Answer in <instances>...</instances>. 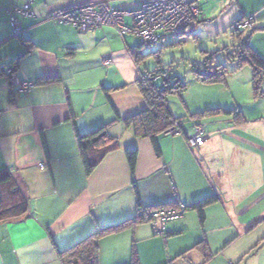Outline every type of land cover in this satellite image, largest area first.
Wrapping results in <instances>:
<instances>
[{"label": "crops", "instance_id": "crops-1", "mask_svg": "<svg viewBox=\"0 0 264 264\" xmlns=\"http://www.w3.org/2000/svg\"><path fill=\"white\" fill-rule=\"evenodd\" d=\"M23 2L0 0V69L13 64L19 80L59 81L15 94L0 74V172L9 174L28 208L24 218L0 222V264H61L58 252L135 219L140 207L188 206L211 195L218 200L205 208L202 234L194 233L178 255L167 248L151 251L147 259L140 256L144 241L167 242L144 222L101 237L98 264H130L133 250L139 264H176L187 258L189 264H202L197 251H186L202 239L222 257L221 264H264V108L242 114L240 124L205 120L199 153L188 145L194 133L186 132L159 135L155 150L123 121L146 108L138 87L144 72L130 54L137 46L132 34L121 36L110 26L79 32L45 19L59 8L98 2L114 11L132 10L140 0H32V16H17L21 33L15 35L9 20ZM197 4L200 21L189 30L208 37L218 38L231 31L235 20L252 16L249 45L264 59V29L255 30L264 27V0ZM103 125L117 149L86 175L76 137ZM129 149L137 150L132 172L124 153ZM190 211L166 232L185 231L186 221L195 220L196 212ZM217 233L221 240L228 233L232 237L219 245ZM213 258L207 264H214Z\"/></svg>", "mask_w": 264, "mask_h": 264}, {"label": "rangeland", "instance_id": "rangeland-1", "mask_svg": "<svg viewBox=\"0 0 264 264\" xmlns=\"http://www.w3.org/2000/svg\"><path fill=\"white\" fill-rule=\"evenodd\" d=\"M196 1L200 5L202 0ZM141 2L142 0H140V4ZM104 4L107 5L106 2ZM139 8L140 5L136 9L123 10L122 16L133 15L130 12L137 11ZM194 8L193 13H190L192 19L189 21V25L185 26L183 30L175 35L166 34V30L161 31V28H159L161 36L156 39L155 43L150 44V47L142 39L139 42L140 40L134 36L131 37V43H141V50L145 54V57L139 61V66L145 74L148 72L158 73L161 77L156 78L155 82L159 86L162 85L163 79L168 80L169 83H173L178 78L184 83V92L179 96L170 95L166 101L173 115L179 119L183 130H185L188 136L194 133L197 125H203L207 119L214 121L215 118H222V120L229 119L235 122L236 119L241 117L239 116L241 114L251 113L257 107L260 110L261 107L264 108V100L261 93L254 95L250 66L246 64L239 65L229 58V55L237 50V42L233 37V32L237 30L243 36H246L252 31L253 17L244 16L241 19L235 20L231 31L220 35L218 38L208 37L207 33L202 30H196L194 33L189 30L191 27L197 26L200 21V10L198 7ZM249 17H251V21L247 20ZM171 19L172 17L169 18V21ZM135 26L138 29L136 23ZM94 30L85 32H92ZM144 38L146 39V37ZM218 69L223 71L222 80L204 82L199 79L203 74L213 75ZM0 74L4 76L2 69H0ZM259 89L261 92L264 91V80L260 83ZM217 109H219V113L205 114L206 111L210 112ZM198 112L205 115L199 116V118L190 117V113ZM234 112H238L239 115L236 116ZM153 208L155 209V207ZM153 208L140 207L138 214L141 209ZM191 212L187 210L185 214L188 215ZM194 216L195 220L186 221V230L181 231V233L172 232L168 234L165 230V227L173 225L179 219L167 222L162 235H155L153 232L155 236H160L166 239L167 242L162 243L158 239L155 242L144 241L142 246H138L139 255L147 259L151 251L163 253L167 248L171 249L173 256L178 255L185 241H189L191 236L197 233V231H200L201 234L203 232L198 219L196 220V214ZM146 224L153 230L150 223ZM226 235V240L224 237L221 240V237L217 233L214 236V240H217L219 245H224L227 239L232 237V233ZM213 249L212 251L214 252ZM213 259H215L214 264H221L222 257L220 255L215 256ZM164 261H167V259H164ZM176 264H189L188 258L179 259Z\"/></svg>", "mask_w": 264, "mask_h": 264}, {"label": "trees", "instance_id": "trees-1", "mask_svg": "<svg viewBox=\"0 0 264 264\" xmlns=\"http://www.w3.org/2000/svg\"><path fill=\"white\" fill-rule=\"evenodd\" d=\"M131 25L130 18H126ZM126 22V21H125ZM264 29L257 28L255 30ZM250 31L246 36H243L237 30L233 32V37L237 42V50L229 55V58L239 65H249L252 72V83L254 95L260 94L264 100V91H260V83L264 80V59L259 56L249 45V38L252 34ZM133 36V35H132ZM29 46L26 45V51L29 50ZM142 46L138 43L137 46L131 49L130 54L139 63L145 57L142 53ZM13 73L16 67L11 64ZM201 75V74H200ZM161 77L158 73H144L140 82H138V87L146 102V108L126 119H124V124L131 128L134 135L139 138H147L152 143L155 150H158L157 138L159 135L165 134L168 130L172 129L174 126L178 127V133L184 134L185 131L182 128V124L177 117H175L167 103V97L170 95H180L184 92V83L176 78L173 83H169L168 80L163 79V83L159 86L155 79ZM223 71L218 69L211 76L203 74L199 77L200 80L204 82H215L216 80H222ZM10 78L8 79L9 92L12 93ZM59 80L56 77L51 78H41L37 79L34 85H51L57 83ZM107 94V91H105ZM219 109L215 111H206L205 114L219 113ZM201 113H191V118H199V116L205 115ZM236 116L239 115L238 112H234ZM235 122L240 124L244 119L243 115ZM234 122V123H235ZM108 125L100 126L93 131L86 133L84 135H77L76 142L78 151L81 157V162L83 170L86 175H89L93 169L102 161V159L111 151L117 149V141L108 134ZM197 127H201L197 125ZM196 128V127H195ZM125 157L131 172L135 169V164L137 160V150L129 149L125 150ZM133 191L136 197L137 204L139 205V193L135 182L132 184ZM0 222L17 220L24 218L28 212L27 204L24 198L17 192L15 185L13 184L11 177L5 171L0 172ZM218 198L215 195H211L200 199L189 206H185L187 210H193L196 212L197 218L201 224L205 220V208L213 203H215ZM173 206V205H166ZM178 220V219H177ZM175 221V220H174ZM143 219L139 217V214L133 220H128L119 224L117 226L105 228L98 230L97 232L89 235L85 239L74 244L70 248L58 252V258L61 264H98V240L112 232L120 231L126 226H134L137 223H144ZM197 251L203 258L202 264H207L210 259H212L215 254L211 252L205 239L194 244L190 250ZM139 264L137 253L133 250L131 263ZM169 264V263H166Z\"/></svg>", "mask_w": 264, "mask_h": 264}, {"label": "built area", "instance_id": "built-area-1", "mask_svg": "<svg viewBox=\"0 0 264 264\" xmlns=\"http://www.w3.org/2000/svg\"><path fill=\"white\" fill-rule=\"evenodd\" d=\"M31 3L32 0H24L21 8L14 10L10 16L9 21L13 34L19 35L21 33L17 16H32L30 12ZM194 7H198L196 0H142L140 8L137 11L130 12L134 15V19H136L134 20L133 15L122 16V11L111 10L104 2H98L83 6L59 8L49 12L45 16V19L54 20L60 24H69L79 32L110 26L120 35L132 34L138 40L142 39L150 47V44L155 43L156 39L160 38L161 31L166 30V34L175 35L183 30L185 26L189 25V21L192 19L190 13H193L195 10ZM170 17L172 19L169 21ZM126 18H130V26L125 24ZM247 20L251 21V17ZM159 28H161V31ZM103 62L106 63L107 60L105 59ZM2 72L7 81L10 78L11 89L15 94H25L34 85L33 82L17 79L9 64L2 68ZM178 132V127L174 126L166 134L173 135ZM205 139L206 137L203 135L202 129L196 127L193 136L188 138V145L193 152L199 153ZM43 166L44 164H39L40 168H43ZM185 209L186 207L183 205H178L177 207L162 206L155 207V209H141L139 211V217L143 221L150 223L156 234L162 235L166 223L180 219Z\"/></svg>", "mask_w": 264, "mask_h": 264}]
</instances>
